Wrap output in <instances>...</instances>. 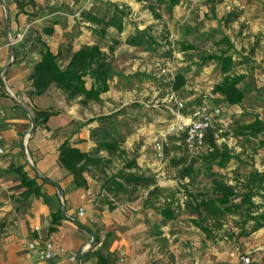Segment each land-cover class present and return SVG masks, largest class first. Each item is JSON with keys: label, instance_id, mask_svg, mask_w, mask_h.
I'll use <instances>...</instances> for the list:
<instances>
[{"label": "rangeland", "instance_id": "1", "mask_svg": "<svg viewBox=\"0 0 264 264\" xmlns=\"http://www.w3.org/2000/svg\"><path fill=\"white\" fill-rule=\"evenodd\" d=\"M149 4L154 6L159 19L153 17ZM114 5L125 8L128 13L120 34L110 28L101 37L93 32L95 26L80 17L83 11L103 14L111 11ZM16 9L27 15V22L34 25L32 31L21 34V44L33 40L41 49L42 45L36 41L39 35L46 44L54 39L60 45L67 41L98 43L108 52L111 40H119L114 47L110 79H115L116 87L121 85L122 89L112 94L108 92L106 98L94 102L93 107L80 106L94 117L90 121L96 120L98 126L111 130L128 159H136L138 169L135 171L152 179L164 195L170 196L176 217L164 227L163 246L164 253L170 254L167 258L172 264L176 261L186 264L190 260L195 264V257L202 262L209 260L211 264H235L241 256H248L250 264H264V227L247 237L236 238L243 217L230 214L224 217L222 229L215 232V237L207 239L189 222V214L183 205L187 199L184 187L187 185L193 193L203 191L209 194V180L201 174L193 177L190 183L181 177V168L190 159L186 158L183 136L177 131L180 123L185 125L193 119L195 108L221 105L217 128L212 129L216 144L226 143L229 149L240 155L242 163L231 160L225 168L214 165L212 170L227 184L235 186L238 193L243 191L249 172H264V148L258 149L257 141L242 146L241 140L230 134L221 136L229 133L237 123H247L255 117L264 119V0H180L171 11L157 0H33L23 12L17 5ZM45 28H51L57 38L52 34L45 35L42 32ZM145 28L149 29L148 34L155 39V44L140 47L124 44L128 35ZM224 37L232 44L228 54L232 56L234 72L245 75L239 84L244 92V100L239 106L220 103L212 88L221 75L213 61L201 60L225 49L224 45H215ZM177 42L188 43L194 49L182 52ZM175 75H183L186 80L178 91L172 90ZM136 80L155 83L154 94L132 91L137 89L135 86L130 88ZM75 101L79 104L78 100ZM175 101L183 102L182 110L175 108ZM100 117L105 119L98 121ZM160 133H164L166 142L164 157L158 161L153 146ZM183 158L185 162L173 163ZM123 165L122 159L113 157L108 172H116ZM200 165L197 162L194 167ZM148 190L141 187L130 195L104 196L108 203L116 206L130 202L128 198L132 201L143 198ZM158 202L164 205L163 199ZM15 221V217L9 220L10 228L15 227Z\"/></svg>", "mask_w": 264, "mask_h": 264}, {"label": "crops", "instance_id": "2", "mask_svg": "<svg viewBox=\"0 0 264 264\" xmlns=\"http://www.w3.org/2000/svg\"><path fill=\"white\" fill-rule=\"evenodd\" d=\"M33 29L27 15L18 13L13 0H0V149L3 151L0 154V223L6 224L5 233L0 237V264H73L65 257L41 261L28 249L31 242L44 241L51 242L54 248L83 251L81 264H96L95 251L111 255V264H172L163 246L164 227L170 220L143 206L147 193L143 198L110 208L99 181L87 176V187L78 188L72 176L60 167L58 149L65 140L85 152L95 147L89 135L98 122L90 121L94 117L76 101L67 103L53 86L40 96L28 95L31 89L28 78L40 59V47L33 40L21 44L16 36ZM55 35L52 34L54 38ZM84 44L87 43L67 41L60 45L55 39L47 41L50 50L58 54L62 68ZM114 80H108L109 90L100 95L101 100L108 92L122 89L121 85L116 87ZM91 84L89 79L86 87ZM154 84L136 80L130 88L137 87L132 91L143 95L154 94ZM93 103L89 102L88 107H93ZM36 109H52L59 114L51 116L45 125L35 126L31 133V117ZM18 166L40 185L47 201L35 195L25 200L20 197L25 188L18 175L11 171ZM53 184L60 189V196ZM80 208L82 216L78 215ZM56 211L60 212L61 219L52 225L51 214ZM65 216L93 232L96 245L91 247L90 235L74 223L65 222ZM14 217L15 227L10 228L9 220ZM50 227L55 230L50 232ZM195 259V264H211L209 260ZM176 264L179 263L176 261ZM186 264H192L191 260Z\"/></svg>", "mask_w": 264, "mask_h": 264}, {"label": "trees", "instance_id": "3", "mask_svg": "<svg viewBox=\"0 0 264 264\" xmlns=\"http://www.w3.org/2000/svg\"><path fill=\"white\" fill-rule=\"evenodd\" d=\"M14 2L20 12H23L25 6L33 4V0H14ZM157 2L160 5H167L168 10L171 11L180 0H157ZM148 9L155 19H159L160 16L152 4L148 5ZM127 16L125 8H120L117 5H114L111 11L103 14L91 11L80 13L81 19L95 26L93 32L101 37H104L110 28L118 34L122 33L124 19ZM148 30L147 28L136 30L125 38L124 44L132 47L155 44L156 41L148 34ZM42 32L45 35H51L53 31L51 28H45ZM36 41L42 45V48L39 51L40 59L34 64L28 78L31 82L29 96H40L50 86H53L63 94L67 103L78 100L80 105L86 106L89 102L99 103L101 101L100 95L109 90L108 80L112 73L113 52L114 47L120 43L119 40H111L108 52L103 50L98 43L82 45L73 54L65 68L58 64V54H54L39 35H37ZM177 45L182 52L194 49L192 45L185 42H177ZM215 45H224L226 48L220 49L219 53L201 58L203 62L213 61L221 75V79L214 84L212 93L217 95L222 105L239 106L244 100V92L239 88V84L245 75L235 73L233 70V59L228 54L232 48L230 40L224 37L215 42ZM87 79H92L89 88L86 87ZM185 82L183 75H175L172 90L178 91L185 85ZM57 114L59 112L52 109L34 110L35 126L45 125L51 116ZM103 119L105 118L100 117L98 121ZM228 134L241 140L242 146L245 143L257 141V148H264V120L259 117H255L247 123H237L229 133H222L221 136ZM214 135L213 130L207 131L205 144L208 149L205 153L191 156L185 151L186 158L190 160L187 164L184 163L185 165L181 168V177L187 178L190 183L193 177L201 174L209 180L210 193L203 191L193 193L185 185L187 199L183 204L184 209L189 214V222L192 226L199 229L207 239L215 237V232L222 229L224 217L230 214H238L243 217L236 238L247 237L264 227V172H249L242 187L243 191L238 193L235 186L227 184L212 169L214 165L220 169L225 168L231 160L242 163L240 155L229 149L226 143L217 145ZM89 139L95 144V147L90 151L85 152L73 147L68 140H65L58 149V163L72 176V182L76 187L86 188L88 185L86 177L90 176L101 183L102 194H105L106 198L108 195L114 197L130 195L141 187L151 188L147 192L143 206L152 208L166 221L175 219L176 215L172 209L173 202H171L170 196L164 195L152 179L135 171L138 169L136 159H128L127 153L120 146V141L108 127L100 125L91 129ZM255 151L254 149L253 152ZM113 157L122 159L124 165L116 172L109 173L108 168ZM185 161L186 159L183 158L181 161H173V163L178 164V162ZM197 162H200L201 165L195 168L194 164ZM11 171L18 175L25 188V191L20 194L23 200L30 195H35L47 201L46 195L41 192L40 185L34 178L27 175L22 166L13 167ZM254 198H258V200H254ZM160 199L164 200V205H160L158 202ZM127 201H132V199L128 198ZM109 204L110 208L114 207L112 203ZM59 213L56 211L51 214L52 225L58 224L61 219ZM5 229L6 224L0 223V237L4 235ZM54 230V227L49 228L50 232ZM94 256L96 264L112 263L111 255H103L100 251H95Z\"/></svg>", "mask_w": 264, "mask_h": 264}, {"label": "built area", "instance_id": "4", "mask_svg": "<svg viewBox=\"0 0 264 264\" xmlns=\"http://www.w3.org/2000/svg\"><path fill=\"white\" fill-rule=\"evenodd\" d=\"M21 35H17L16 39L20 40ZM2 83L4 79H1ZM174 106L177 110H182L184 105L182 101H175ZM222 111L221 105L212 106H199L194 109L193 119H190L189 123L177 126V131L183 136V147L187 154L191 156L200 155L205 153L208 146L205 144V136L208 130L217 128L218 118ZM164 133H160L159 137L154 141L153 151L154 156L158 161H161L164 157V145H165ZM26 153V147L24 145ZM3 153L0 149V154ZM78 215H83V210H78ZM65 222H72L75 224V220L65 216ZM76 225V224H75ZM28 249L34 251L40 260L50 261L55 258L65 257L69 262L73 264H81L79 257L81 258L83 251L76 252L72 250H66L63 247L54 248L53 244L48 241L44 242H31L28 244ZM235 264H250V258L248 256H241L238 258Z\"/></svg>", "mask_w": 264, "mask_h": 264}, {"label": "water", "instance_id": "5", "mask_svg": "<svg viewBox=\"0 0 264 264\" xmlns=\"http://www.w3.org/2000/svg\"><path fill=\"white\" fill-rule=\"evenodd\" d=\"M31 124H32V128H31V133L33 132L34 128H35V123H34V119L31 117ZM43 180H46L43 178ZM47 181V180H46ZM56 189L57 192L59 194V196L61 195L60 189L58 188V186L56 184H53ZM75 224L80 227L81 229H83L84 231H86L90 237H91V242H90V246L93 247L96 245V236L93 232L89 231L87 228H85L84 226L80 225L78 222H75ZM81 260V258L79 257V261Z\"/></svg>", "mask_w": 264, "mask_h": 264}]
</instances>
